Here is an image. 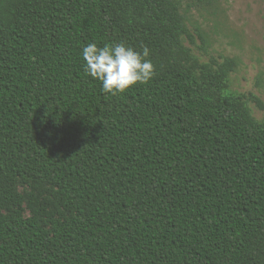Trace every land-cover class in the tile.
I'll list each match as a JSON object with an SVG mask.
<instances>
[{"label":"trees","instance_id":"trees-1","mask_svg":"<svg viewBox=\"0 0 264 264\" xmlns=\"http://www.w3.org/2000/svg\"><path fill=\"white\" fill-rule=\"evenodd\" d=\"M193 39L180 0H0V264H264V102ZM121 42L155 75L112 95L82 51Z\"/></svg>","mask_w":264,"mask_h":264},{"label":"rangeland","instance_id":"rangeland-1","mask_svg":"<svg viewBox=\"0 0 264 264\" xmlns=\"http://www.w3.org/2000/svg\"><path fill=\"white\" fill-rule=\"evenodd\" d=\"M194 43L187 41L195 53L208 61L235 58L229 88L254 94L264 102V0H210L194 5L180 0ZM255 118L264 111L249 102Z\"/></svg>","mask_w":264,"mask_h":264},{"label":"clouds","instance_id":"clouds-1","mask_svg":"<svg viewBox=\"0 0 264 264\" xmlns=\"http://www.w3.org/2000/svg\"><path fill=\"white\" fill-rule=\"evenodd\" d=\"M85 72L102 82L103 91L116 95L139 83H147L155 75V65L148 59L150 49L142 51L121 42L115 45L89 44L83 48Z\"/></svg>","mask_w":264,"mask_h":264}]
</instances>
